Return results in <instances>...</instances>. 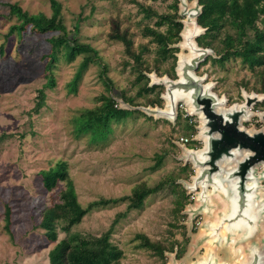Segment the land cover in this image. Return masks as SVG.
Instances as JSON below:
<instances>
[{
  "label": "rangeland",
  "instance_id": "rangeland-1",
  "mask_svg": "<svg viewBox=\"0 0 264 264\" xmlns=\"http://www.w3.org/2000/svg\"><path fill=\"white\" fill-rule=\"evenodd\" d=\"M57 1L68 36L90 45L95 52L93 60L81 69L75 90L71 84L80 71L84 54H77L71 61H67L62 52L59 54L53 68L55 87L45 90V104L35 113L38 90L46 80L44 56L51 51L49 38L55 32L38 33L27 25L20 32L8 34L11 25L20 23L21 19L9 14L7 4L17 3L30 14L43 13L50 17V0H0V47L3 48L0 51V264H48V252L55 242L49 241L38 225L41 211L58 201L64 183L49 191L42 183L40 171L58 161L66 163L78 201L83 206L100 197L128 195L141 183L165 184L148 195L139 209L130 210L115 224L110 239L122 250L123 264H194L201 262L209 249H214L218 261L235 264L242 257L244 246L234 251L229 241L222 240L217 247L214 240L205 238L206 226L216 221L224 206L216 197H210L216 206L210 212L198 211V197L186 187L192 182L196 169L182 159L180 147L194 150L202 147V141L197 138L198 116H184L178 106L174 122L148 114L144 107H164L165 102L145 104L155 93L138 94L141 82L125 64L123 44L108 36L111 19L117 18L122 28L131 32L136 47L147 43L149 37L143 36V29L147 24L153 26L155 18H145L137 3L163 12L170 9V0ZM185 3L188 8L194 7L196 0H185ZM154 46L151 44V51L145 53L150 61L155 55ZM179 52H182L180 48L177 54ZM212 57H216L215 53ZM203 62L197 74L205 76V83L212 84L213 92L226 99V107L242 103L245 94L255 93L251 89L253 74L239 59L231 58L223 65L211 59ZM151 74L168 76L166 73L158 75L154 70L147 76ZM107 79L117 93L118 107L130 110L128 116L113 122L104 133L93 136L83 131L79 133L75 118L84 109L102 103L101 95L109 93ZM120 91L134 98L135 103L143 104L134 106L125 102L118 95ZM163 92L160 91V97ZM259 96L263 100L253 106L255 114L264 110V94L259 93ZM180 103L186 105L184 101ZM244 125L258 129L262 122L255 115ZM185 131L189 133L184 134ZM180 136L188 137L189 141L178 143ZM160 155L162 161L156 165ZM168 179H175L188 196L181 209L176 204L180 189L166 183ZM261 191L264 193V189ZM127 203L125 200L93 208L72 231L101 235L110 227L115 215L125 210ZM138 234L165 245L182 242L184 237L189 240L183 256L177 258L178 244L175 243L174 250L165 253L163 262L140 246ZM65 235L60 231L58 238ZM260 237H264V223Z\"/></svg>",
  "mask_w": 264,
  "mask_h": 264
},
{
  "label": "trees",
  "instance_id": "trees-1",
  "mask_svg": "<svg viewBox=\"0 0 264 264\" xmlns=\"http://www.w3.org/2000/svg\"><path fill=\"white\" fill-rule=\"evenodd\" d=\"M170 2V9L163 12L137 3L145 18H155L153 26L147 24L143 29V36H148L149 40L145 44L140 43L137 47L131 32L128 28H122L119 19L112 18L110 21L108 36L123 44V52L127 57L125 64L130 66L132 72L136 74V79L141 82L138 94L145 96L150 92L155 93L153 97L148 98L146 105H161L160 91L164 90L163 86L155 84L149 86L147 73L154 70L158 75L166 73L175 78L178 48L173 45L181 39L183 23L178 13L179 0H170ZM198 2L202 7L198 23L206 29L204 34L197 38L198 44L212 48L216 55V57L208 56L203 63L211 59L223 65L231 58L239 59L253 74L254 83L251 89L256 93H264V0H198ZM50 4L52 7L50 17L43 13L30 14L22 10L17 3L7 4L9 14L21 19L20 23L11 25L8 34L13 31L20 32L27 25L38 33L55 32L49 38L51 51L44 56L47 59L44 66L46 80L42 88L38 90L37 103L33 108L35 113H38L45 104V90L55 87L53 68L59 59V54L62 52L67 61L73 60L77 54H84L80 71L71 84L72 89L75 90L81 69L93 60L92 54L95 52L90 45L79 43L75 37L68 36L61 22L60 3L57 0H50ZM151 44L155 45V55L150 61L145 53L151 51ZM0 51H3L2 47ZM243 83L244 87L249 89L247 84ZM106 84L109 93L101 95L102 103L94 108L84 109L83 113L75 118L79 133L83 131L91 136L104 133L113 122L121 121L128 116L130 110L118 107L115 100L118 96L113 92L109 79ZM118 95L134 106L143 104L135 103L134 98L127 97L124 91H120ZM188 133V131L184 132V134ZM162 158V155L158 156L156 165L160 164ZM40 175L44 187L49 191L58 187L60 183H64V187L59 191L58 201L46 205L41 211L38 225L44 230L45 237L55 242L48 252V264H123L122 250L110 239L115 224L130 210L139 209L148 195L165 185L160 183V185L148 186L146 183H141L136 185L128 195L115 198L100 197L83 206L78 201L74 183L64 161H58L48 169L41 170ZM165 182H170L171 185L180 189L177 192L176 204L181 209L188 199L184 189L175 183V179H168ZM125 200L128 202L125 210L115 215L110 227L101 235L72 231V228L78 225L93 208ZM60 231L66 234L61 239L58 238ZM137 237L140 238V246L161 258L163 262L166 258L165 253L172 252L175 243L178 244L177 258L183 256L189 240L184 237L182 242L173 241L165 245L159 241H152L144 234H138Z\"/></svg>",
  "mask_w": 264,
  "mask_h": 264
},
{
  "label": "water",
  "instance_id": "water-1",
  "mask_svg": "<svg viewBox=\"0 0 264 264\" xmlns=\"http://www.w3.org/2000/svg\"><path fill=\"white\" fill-rule=\"evenodd\" d=\"M182 3V6H180ZM179 0V15L183 27L181 39L174 44L176 78L148 75L149 85H161L164 107L143 109L174 122L178 103L184 101L191 115L199 118L197 138L202 141L198 150L181 145L182 159L196 169L192 182L186 187L198 197V211L216 206L210 197H216L224 206L213 224L206 226V239L219 246L229 241L234 251L243 247L242 257L235 264H264V237H260L264 223V110L257 114L253 106L263 100L259 93L245 94L242 103L226 107V99L205 83L197 69L214 50L202 47L197 38L205 32L198 23L202 7L196 0L188 8ZM264 94V93H263ZM257 115L262 126L248 129L244 124ZM194 264H228L218 261L214 249H209L201 262Z\"/></svg>",
  "mask_w": 264,
  "mask_h": 264
},
{
  "label": "built area",
  "instance_id": "built-area-1",
  "mask_svg": "<svg viewBox=\"0 0 264 264\" xmlns=\"http://www.w3.org/2000/svg\"><path fill=\"white\" fill-rule=\"evenodd\" d=\"M178 111L184 114V116H190L189 107H187L184 103L178 104ZM189 141L188 137L180 136L178 139V143L185 144Z\"/></svg>",
  "mask_w": 264,
  "mask_h": 264
}]
</instances>
